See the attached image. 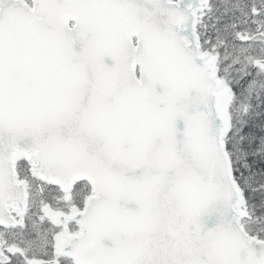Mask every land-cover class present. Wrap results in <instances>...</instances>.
<instances>
[{
    "label": "snow or ice",
    "instance_id": "6c2138e0",
    "mask_svg": "<svg viewBox=\"0 0 264 264\" xmlns=\"http://www.w3.org/2000/svg\"><path fill=\"white\" fill-rule=\"evenodd\" d=\"M0 264H264V0H0Z\"/></svg>",
    "mask_w": 264,
    "mask_h": 264
}]
</instances>
